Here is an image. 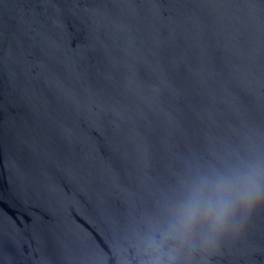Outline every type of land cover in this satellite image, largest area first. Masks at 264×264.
<instances>
[{"label": "water", "instance_id": "95a60500", "mask_svg": "<svg viewBox=\"0 0 264 264\" xmlns=\"http://www.w3.org/2000/svg\"><path fill=\"white\" fill-rule=\"evenodd\" d=\"M264 150V0H0V264H139L183 183ZM210 264H264V207Z\"/></svg>", "mask_w": 264, "mask_h": 264}, {"label": "clouds", "instance_id": "9594fccd", "mask_svg": "<svg viewBox=\"0 0 264 264\" xmlns=\"http://www.w3.org/2000/svg\"><path fill=\"white\" fill-rule=\"evenodd\" d=\"M264 207V150L213 165L183 183L182 195L140 242L139 264H210Z\"/></svg>", "mask_w": 264, "mask_h": 264}]
</instances>
